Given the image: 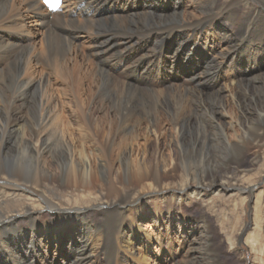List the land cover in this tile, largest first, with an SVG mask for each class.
I'll return each instance as SVG.
<instances>
[{
    "label": "bare ground",
    "instance_id": "6f19581e",
    "mask_svg": "<svg viewBox=\"0 0 264 264\" xmlns=\"http://www.w3.org/2000/svg\"><path fill=\"white\" fill-rule=\"evenodd\" d=\"M244 1H246L245 12L241 17H238L235 8H225L222 7L223 5L212 8L213 3L209 5L200 0L201 9L205 14L204 20L195 25L185 24L183 20L178 21L176 25H172L168 22L169 15L172 13L171 10L173 11L172 14H177V9H180L182 3L181 0H62L56 10L47 9L39 0H0V130L8 133L7 140H10L13 136H19L17 142H19L21 148L28 150L30 145L34 150L35 148L36 151L39 150L37 148L38 141L35 144H30L25 140L22 126L25 124L26 126L36 125L39 128H44L49 124L53 126V122L59 123L61 118L53 116L54 114L49 112V109L52 108V102L46 97L50 85L49 80H46L44 76L37 77L39 67L57 64L58 61L60 62V57L57 54L58 50L57 52L54 51L53 45L48 40L49 38L45 39L44 51L41 52L40 48L35 47L38 31L44 30L49 34H54L57 38L63 39L68 45L76 39L78 32L84 31L90 37L93 46L92 51L99 60V64L103 68L109 69L107 73L101 71L102 80H112L114 71H123L128 80L126 84L123 82L124 87L130 89V91L133 90L130 99L116 93H108L107 95L105 93L104 95L103 91L105 92L108 89L99 86L101 78L96 73V90L93 92V84L88 80L90 75L87 72H82L81 66L75 64L73 71L76 74L73 76V80L76 93L81 90V93H84L87 98L96 95L100 100V109H108L112 113L111 119L115 122L105 119L107 116L102 118L103 123L109 127L106 130L107 132L104 133L106 137L109 140L110 137H114L111 130L114 123L118 125L116 127L117 134L122 135L123 138L120 139L123 140L126 135L127 138L138 137L142 123L146 124L143 128L149 134L156 136L155 126L159 120V111L154 107H148L147 102L138 97V90L143 86L153 88L156 83H163L166 79L164 78L166 73L177 75L180 72L184 75H190L191 81L199 86L201 82L199 76L201 61L205 62L210 58L209 55L213 48L204 50V55H201L203 46L197 38L202 35V31L209 30L206 28L210 24L209 32L212 33L211 28L216 25L219 19L218 16L225 19L224 14L227 13L229 20H225L229 26H232L233 22L236 21L237 26L243 30L240 34L241 37L245 38L251 32L252 37L260 36V39H264V16H261L260 19V15H257L258 11L256 12L251 8L249 0ZM261 1L263 6L256 9L264 12V0ZM171 4H173V7ZM237 8L239 7L237 6ZM139 10L143 12L141 16L144 17L145 21L148 18L157 17L161 25L152 29L145 21L131 20L130 18L133 15L127 18L129 14L136 15ZM105 12L109 13L110 16H117V14H112L113 12L127 15V20H124L125 23L123 24L113 25L109 30L107 28V30H101L100 27L95 28L97 23H95L94 17L102 13L105 14ZM74 13H78V16L81 15L83 19L78 17L74 19L72 16ZM26 20H30V24L27 25ZM69 23L73 26L75 24V26L70 29L66 28L65 26ZM146 28H150L149 31ZM150 30L153 31L150 32ZM262 32L263 34H261ZM215 33L218 35V32ZM145 42H152L157 46V51L153 54L156 57L155 59L144 58V55L141 58L138 57L137 52L147 49V46L142 45ZM62 44L64 45V43ZM167 46L170 47L165 50ZM191 47L194 51L191 50ZM213 53L217 54L215 51ZM108 54L109 56H107ZM222 54L218 53V55ZM223 55L227 56L226 53ZM202 57H205V59ZM169 58L170 63L167 62ZM211 58L212 61L210 63L208 61L207 64L209 63L213 69H216L219 67L215 60L216 57ZM130 61L134 62L130 64ZM89 66L91 65L89 64ZM52 77H55V73ZM259 88L260 86L252 87V92H255L253 96H251L252 93L248 87L245 86L243 91L248 99L251 96L256 109V118L262 122L258 125L260 139L261 135L264 136V102L260 100L262 97L261 92L264 91V83L262 89ZM35 89L40 90V96L31 100V110L26 114V118L18 115L17 111L19 109L29 106L28 97ZM212 97L210 107H208L209 110L202 107L204 110L200 111V104L199 108H193L192 105L187 106L185 104L190 112H183L184 110L181 107L175 114L176 116L172 115L169 119V130L173 133L176 141H183L185 135L193 141L191 154L183 148L182 143L180 144L182 149H180L178 155L183 179L180 184H176V188H170L161 183L163 177H167V171L170 167L164 168L163 164L158 161L148 165L145 154L141 156L135 154L133 159V154H127L128 152L125 149L121 151V154H98L97 163L91 155L83 154L82 151L79 154L71 152L70 154H43L38 151V154H0V264H40V261L47 260V254L52 249L58 251V257H54L50 264H147L145 257L140 255L138 251L142 247L149 251L153 242L160 246L159 244L162 243L164 236L154 237L145 233L138 225L140 219L145 214L153 213L157 216L152 220L154 227L158 223V218H163V216L169 224H172L170 208L173 204L189 203L193 198L203 199L206 196L204 190L207 186L201 182V178L206 174H210L214 168L212 162H210V154L221 152L219 150L220 146L215 147L216 144L214 146L209 144V134L204 133L201 135L199 133V126L196 124L203 121L205 114L207 123L217 124L216 131L218 134H216L215 139L220 142L217 144H221L227 154L235 151L231 149V146L235 143H231V140H228L227 137L232 141L238 140L237 142H240L241 137L239 138V136L245 138L249 125L252 124V117L249 119V116L241 109L244 102H248V100L238 101L235 94L233 95L231 91L227 92V88L218 90L212 94ZM137 100H141L138 101V105L136 104ZM79 102L76 105L82 115L80 120L83 121L84 112ZM89 102L91 103V101ZM158 102L163 103L165 101L160 99ZM203 104L205 105V103ZM227 106L237 108L239 114H235L233 118L229 117ZM73 108L76 110L75 107ZM196 109L197 112H194ZM205 109L208 111L205 112ZM3 112H7V114L2 115ZM2 123L7 126L4 127ZM9 124H12V126H9ZM100 129L97 124L95 130ZM256 132L258 133V131ZM228 133L231 135H228ZM201 140L203 144L201 143L202 145L197 149L196 143L197 141L201 142ZM107 143L109 142L107 141ZM42 145L48 146V143L43 141ZM116 146L119 147V144H116ZM65 147L67 146L65 145ZM46 148L48 149L49 146ZM44 149L45 147L42 148V150ZM111 159L118 163L117 168L114 170L113 165L110 166L109 164ZM130 183L136 184L139 189L130 194L122 195V189ZM253 183L250 181L247 186L240 189L236 185L224 183V189L220 186L217 191L228 192L239 189L250 196L253 193V188H251ZM97 185H99V188ZM120 188L121 192L119 193ZM104 192H112L116 195L105 198ZM144 192L145 197L151 200L143 199ZM165 194H171L169 195L170 198L167 196L159 197ZM258 194H255L256 197ZM42 209L47 211V219L42 222L44 236L40 238L42 236L36 222L37 215L39 216ZM163 210H165V213H163ZM23 223H26V225H23ZM248 236L245 242L253 244L252 236ZM43 239L47 241L45 249L41 247ZM197 241L198 239H192V246L194 245L196 251L199 243ZM159 259L160 256L154 255L153 261Z\"/></svg>",
    "mask_w": 264,
    "mask_h": 264
},
{
    "label": "rangeland",
    "instance_id": "374dc122",
    "mask_svg": "<svg viewBox=\"0 0 264 264\" xmlns=\"http://www.w3.org/2000/svg\"><path fill=\"white\" fill-rule=\"evenodd\" d=\"M203 1H205L209 5H212L213 3L214 6H212V8L220 7L222 5V7L225 8H235L237 10L238 17H241L246 9V1L244 0ZM181 2L182 3L180 9H177V14H172L173 11L171 10L172 13H170L168 18V22L170 24L176 25L178 24V21L183 20L185 24L189 23L188 25H195L204 20L205 14H203V10L201 9L200 0H181ZM249 2L251 8L256 12L258 11L257 15H260L259 18L261 19V16H264V12L257 9L263 6V2L261 0H249ZM171 6L173 7V4H171ZM237 6L239 8H237ZM214 12H216V10H214ZM142 13L143 12L139 10V12H137L138 15L129 14V16L127 17V15H123L120 13L118 14V12L112 13L117 14V16H110L108 15L109 13L105 12V14L102 13L94 17V21L95 23H97L95 28L100 27L101 30H105L106 28L109 30L113 27V25L115 26L116 24L119 25L125 23V21L127 20L126 17L130 18L132 15L133 16L130 18L131 20L138 19L143 22L145 20L144 17L141 16ZM72 16L74 19H77V17L83 19L81 15L78 16V13H74ZM217 18L219 19L217 20V22L215 20L216 25H213V27L211 28V30H213L211 31L212 33L209 32V27H211V24L209 23L210 25H208L206 28L209 30L202 31V35L197 38V40H200L202 42L203 46V53L201 55H204V50L213 48L211 54L209 55L210 58L205 62L201 61L199 70V76L201 80L200 85H195L191 81L190 75H184L180 72L177 75H170L169 73H166L164 77L166 79L163 81V83L160 82L161 84L155 82V88H146L144 86L141 87L140 90H138V97L143 99L144 102H147L146 105H148V107H154L159 111V120L157 122V125L155 126L156 136H154L153 134H149L147 130L143 128L146 124L142 123L140 132H138V137L127 138L126 135V138L124 136V140L120 139L123 138L122 135L117 134L118 130L116 129V127L118 125L116 123L112 124L113 127L111 129L113 134L112 136H114L115 138L110 137V141L109 138L104 134L107 132L106 130L109 129V127L103 123L104 120H102V118L107 116V118L105 119L109 120L110 122L111 120L112 122L115 121L111 119L112 113L110 110L100 109V100L96 97V95H93L91 98H87L84 93H81V90L80 92L78 91L79 94L76 93V86L73 80V76H75L76 74L73 71L75 64L81 66L82 72H87L90 75L88 77V80H90L89 82L93 84V92L96 90V73L100 76L102 74V70L106 73L109 72V69L103 68L99 64V60L97 59V57L94 56L92 51V42L88 34L84 31L78 32L79 34L77 35L76 39L72 41L70 45L63 41V39L57 38V36H55L54 34H49L44 30H39L36 37L37 40L35 47L37 49L40 48L41 52L44 51L46 45L45 39L49 38L48 40L53 45L54 51L57 52L58 50L57 54L60 57V62L58 61L57 64L39 67L37 69V77L44 76L46 80H49L48 83L50 85L46 94L47 99L52 102V108L49 109V112L54 114L53 116H58L59 118H61V121L59 123L53 122L52 125L54 127L50 124L44 128H39L36 125H27V127L24 124V127L22 126V128L24 129L23 136L25 140H27L30 144H35V142L38 141L39 144L37 148L39 150L37 151L42 152L43 154H70V152L73 154H79L80 151H82L83 154L91 155L92 159L95 160V163H97V158L99 157L98 154H121V151L124 149L128 152L127 154H133V159L135 158V154H138L140 156L145 154L146 162L148 163V165H151L155 161H158L160 162V164H163L164 168L170 167V169L167 171V177H163L161 183L164 185L166 184L170 188H176V184H180L183 179V172L181 166H179L178 155L180 149H182L180 147V144L182 143L183 148L191 154L193 150V141H191V138L186 135L185 138H183V141L175 140L173 133L169 130L170 126H168L170 117L172 115H175L178 112V109L181 107L184 110L183 112H190V109L186 107L185 104L187 106L192 105L193 108H199L200 104V111L204 110L202 109V107L209 110L210 108L208 107H210V102L213 99L212 94L217 92L218 90H221L222 88H227V92L231 91L233 95L235 94V97L238 98V101L241 100L242 102L243 100H248V102H244V105L243 107L241 106V109L247 114V116H249V119L252 117V124L249 125V130H247L245 138L241 135L239 136V138L241 137L240 142H237L238 140L232 141V139L227 137L228 140H231V143H235L231 146V149L235 150L233 152H230L231 154L225 153L224 148L221 146V144H217L220 143L215 139L216 134H218L216 131L217 124L207 123L205 119L206 114L203 116V119L201 118L204 123H202V121L201 123L196 124L199 126V133H201V135H203L204 133L209 134V144H212V146L216 144L215 147L220 146L219 150L221 152L219 154H210V162H212L214 168L210 174H206L205 176L202 175L204 177L201 178V182L207 186L206 190H204L206 196L203 197V199L193 198L191 202L189 201V203L183 202L179 205L173 204L170 208V214L173 221L172 224H169L167 220L164 219L165 216H163V218H158V223L154 227L152 225V220L157 216H155L153 213L145 214V216L140 219L138 225H140V228L143 229L145 233L151 234L154 237H158L160 235L164 236L162 243L159 244L160 246H157V243L153 242L149 248V251H146L143 247L140 248V252L138 251L140 255L145 257L147 264H192L194 262H196L197 264H264V136L261 135V138L259 139L260 131L258 129V125L262 124V122H260L256 118V109L253 101L251 100V96L255 95V92H252L251 90L252 87L260 86L259 89H262V85L264 83V39H260V36L252 37L251 32L245 38L241 37L240 34L243 30L237 26L236 21L233 22L232 26L228 25L227 21L229 19L227 18V13L224 14V18L227 21L220 16H218ZM145 22L152 29H155L161 25V22L157 17L150 19L148 18V20ZM26 23L27 25L30 24V20H26ZM70 24L71 23L67 24V26L65 27L70 29L71 27L75 26V24L74 26ZM149 29L146 28L147 31H149ZM151 31L153 30H150V32ZM215 32H218V35ZM261 34H263V32ZM62 43H64V45ZM84 44L85 46H83ZM142 45L147 46L148 50L145 49V52L143 50L137 52L138 57L141 58L144 55V58L155 59L156 57L155 55L153 56V54L157 51V46L152 42H145L142 43ZM169 47L170 46H167L165 50ZM191 50L194 51L193 47H191ZM213 51L217 52V54H214ZM218 53H226L227 56H224L223 54L218 55ZM107 56H109V54ZM211 57H216L215 60L219 65V67H217L216 69H213L212 65L209 64L212 61ZM202 58L205 59V57ZM208 61L209 63L207 64ZM133 62L130 61V64H132ZM167 62L170 63V58L167 59ZM89 64L91 66H89ZM50 72L53 73L51 74ZM54 73L55 77H52ZM100 78L101 79L99 80V86L105 87L109 91H111H103L104 95L105 93L106 95L108 93H116L120 94V96L124 98H131L133 90L130 91V89L128 90L124 87L123 82H125L126 84L128 80L123 71H114L112 80L109 79V81L108 79L103 81L104 79L102 80L101 76ZM245 86L248 87L252 93V95L249 96V99L247 96H245V93L243 91V88ZM170 90L172 93L170 92ZM39 91L40 90L35 89L31 92L28 97V102L30 101L29 106L27 108L22 107V109H19L17 111L18 115L26 118V114H28L29 110H31V100H34L40 96ZM191 91L197 93H192ZM261 93L263 98L261 97L260 100L264 102V91L262 90ZM160 99L164 100L165 102L159 103L158 101H160ZM76 100L80 101L79 103L81 105V109L84 112L83 121L80 120L82 115L80 114V110L76 105L78 102ZM89 101H91V103ZM138 101L139 100L136 101L137 105ZM203 103H205V105ZM70 107L73 111L70 109ZM73 107H75L76 110H74ZM207 109H205V112L208 111ZM227 111H229L228 116L231 118H233L235 114H239L237 108L234 107L230 108L229 106H227ZM194 112H197V109ZM5 114H7V112L2 113V115ZM58 114L61 115L59 116ZM69 115H72V117H70ZM93 119L95 120V122ZM129 123L131 122L129 121ZM2 124L4 125V127L7 126L4 123ZM97 124L101 129L96 131L95 128ZM9 126H12V124H9ZM256 131H258V133ZM7 134L8 133L6 131L3 132L0 130V154H38L36 148L34 150V148H31L30 145L28 150H26L25 148H21V145H19V142H17L19 141V136V138L17 136H13L10 138V140H7ZM37 134H39V136H37ZM54 135L55 137H53ZM228 135L231 134L228 133ZM43 141L48 143L49 150L46 148L48 146L42 145ZM107 141L109 143H107ZM111 142L113 143L111 144ZM201 143L203 144L202 140L201 142L197 141V149H199V147L202 145ZM63 144H65L67 147H65V145ZM116 144H119V147H117ZM258 145L262 146L260 147ZM43 147H45V151L42 150ZM60 148L61 150H59ZM51 149L52 151H50ZM115 150L117 151V153ZM231 158H234L235 160H232ZM23 163L25 164V161ZM109 164L110 166L113 165V170L118 166V163H115L113 159H111V162ZM250 181L254 182L251 186V188H253V193L248 196L247 193L239 189L247 186V183ZM224 183L228 185H236V187H238L239 189L228 192H223L222 190L217 191L220 186H222V189H224ZM97 187L99 188V185H97ZM138 189L139 187L136 184L130 183L128 184V186H125V188L122 189V192L121 188L118 192H121L122 195H126ZM111 193L104 192V197H114L116 195L114 193ZM254 193L259 194L256 197ZM145 195L146 194L144 192V200H146V198L148 199V197H145ZM169 195L171 194H165L159 197L167 196L168 198H170ZM229 195L230 197H228ZM162 208L164 209L163 204ZM46 213L47 211L45 209H42L40 210L39 216L37 215L36 223L37 227L40 230V235L42 236L40 238H43L44 236V229L41 225L42 222L47 219ZM163 213H165V210H163ZM23 225H26V223H23ZM248 235L252 236L251 239L253 244L245 242L246 238L249 237ZM192 239H198L197 243H199L197 251L194 249V245L192 246ZM46 244L47 241L43 239V241H41V247L45 249ZM136 246L139 247L138 245ZM156 254L160 256V259L158 261H153L154 255ZM54 257H58V251L52 249V251L47 254V260H42V262L40 261V264H50L51 260Z\"/></svg>",
    "mask_w": 264,
    "mask_h": 264
}]
</instances>
